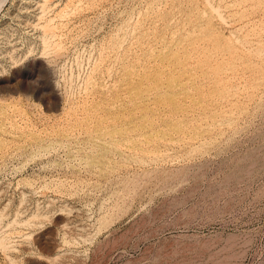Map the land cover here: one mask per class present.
<instances>
[{
	"label": "rangeland",
	"instance_id": "rangeland-1",
	"mask_svg": "<svg viewBox=\"0 0 264 264\" xmlns=\"http://www.w3.org/2000/svg\"><path fill=\"white\" fill-rule=\"evenodd\" d=\"M0 264H264V0H0Z\"/></svg>",
	"mask_w": 264,
	"mask_h": 264
},
{
	"label": "bare ground",
	"instance_id": "bare-ground-1",
	"mask_svg": "<svg viewBox=\"0 0 264 264\" xmlns=\"http://www.w3.org/2000/svg\"><path fill=\"white\" fill-rule=\"evenodd\" d=\"M50 27V26H49ZM52 31V30H51ZM5 242V241H4ZM5 246V245H4Z\"/></svg>",
	"mask_w": 264,
	"mask_h": 264
}]
</instances>
